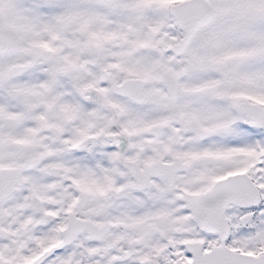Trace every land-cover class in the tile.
<instances>
[{"label": "snow or ice", "instance_id": "6c2138e0", "mask_svg": "<svg viewBox=\"0 0 264 264\" xmlns=\"http://www.w3.org/2000/svg\"><path fill=\"white\" fill-rule=\"evenodd\" d=\"M0 264H264V0H0Z\"/></svg>", "mask_w": 264, "mask_h": 264}]
</instances>
